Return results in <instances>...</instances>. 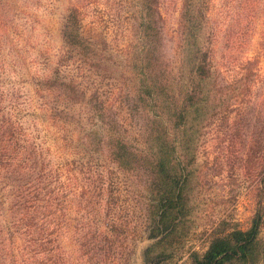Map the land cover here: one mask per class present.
I'll return each mask as SVG.
<instances>
[{
	"label": "rangeland",
	"instance_id": "obj_1",
	"mask_svg": "<svg viewBox=\"0 0 264 264\" xmlns=\"http://www.w3.org/2000/svg\"><path fill=\"white\" fill-rule=\"evenodd\" d=\"M196 2L205 17L204 59L214 70L202 92V135L185 171L182 215L162 222L159 191L145 184L156 177L116 170L82 140L101 126L93 100L116 113L127 141L139 138L129 114L139 0H0V118L16 122L57 180L58 200L46 209L57 219L49 224L58 229L49 237L57 249L44 254L47 264H194L215 237L247 231L258 216L264 242V0ZM183 3L160 0L174 58ZM72 10L96 49L93 59L64 45ZM64 78L75 90L51 87Z\"/></svg>",
	"mask_w": 264,
	"mask_h": 264
},
{
	"label": "trees",
	"instance_id": "obj_2",
	"mask_svg": "<svg viewBox=\"0 0 264 264\" xmlns=\"http://www.w3.org/2000/svg\"><path fill=\"white\" fill-rule=\"evenodd\" d=\"M203 13L196 0H184L177 31L178 57L174 58L165 48L167 32L160 0H139L140 50L133 65L138 87L129 100L134 106L129 114L138 121L139 138L135 144L127 141L123 126L114 118L116 113L110 114L97 100L92 102V111L101 126L82 138L89 150L104 154L116 170L149 172L156 177L145 184L152 192L159 191L157 208L162 222L182 215L185 171L196 157L202 135V92L214 70L208 58L204 59L207 54L203 46ZM81 20L77 10L69 13L63 31L64 45L68 51L93 59L96 49L84 35ZM63 80L51 81V87L59 84L56 88L63 91L78 86ZM184 153L189 161L180 160L178 155ZM38 160L42 166H38ZM52 172L35 144L23 139L16 122L0 118L2 264H47L44 254L51 256L57 249L50 246L55 240L49 238L58 232L57 228L49 229V224L57 226V219L53 209L46 210L58 200L54 196L57 180H53ZM261 225L258 216L247 231L233 229L215 237L202 259L194 264H264ZM111 251L112 246L109 255Z\"/></svg>",
	"mask_w": 264,
	"mask_h": 264
}]
</instances>
